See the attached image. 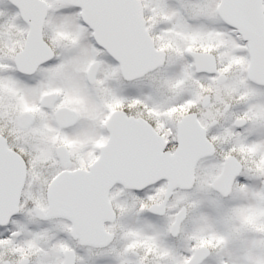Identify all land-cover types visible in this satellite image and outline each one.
I'll return each instance as SVG.
<instances>
[{"label": "snow or ice", "instance_id": "obj_1", "mask_svg": "<svg viewBox=\"0 0 264 264\" xmlns=\"http://www.w3.org/2000/svg\"><path fill=\"white\" fill-rule=\"evenodd\" d=\"M0 264H264V0H0Z\"/></svg>", "mask_w": 264, "mask_h": 264}]
</instances>
